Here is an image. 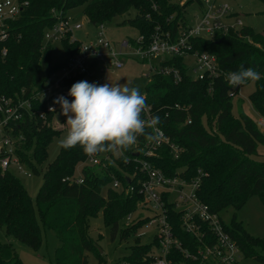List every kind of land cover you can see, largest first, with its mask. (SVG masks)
Returning a JSON list of instances; mask_svg holds the SVG:
<instances>
[{
	"label": "trees",
	"instance_id": "trees-1",
	"mask_svg": "<svg viewBox=\"0 0 264 264\" xmlns=\"http://www.w3.org/2000/svg\"><path fill=\"white\" fill-rule=\"evenodd\" d=\"M20 1L28 5L18 20L8 22L9 37L0 42V94L12 97L23 92L30 96L64 65L53 66L51 46L44 43L46 29L59 21L54 10L67 17L71 10L84 7L85 16L96 27L136 10L137 15L130 22L139 28L145 46L157 34L158 27L161 36L171 32L174 38L178 37L181 20L185 18L184 8L170 6L164 0L158 11H153L144 0ZM190 43L193 52L215 56L224 76L196 80L189 74L185 58L177 57L163 66L179 69L183 78L180 83H176L173 76L162 74H156L148 81L145 96L147 105L152 108V116H159L158 127L183 149L181 157L174 160L163 148L159 158L153 160L155 166L169 176L183 169L190 180L198 177L201 170L199 197L217 214L230 208L240 210L254 196L264 204V161L259 159L258 153L259 146H264V130L245 114L234 117L233 93H238L239 89L231 88L225 76L241 65L260 73L250 100L264 120V32L256 33L246 26L240 32L217 33L212 39L194 38ZM63 46L69 57L80 48L79 43L70 44L68 40ZM5 49L6 55L3 54ZM36 107L43 108L39 104ZM24 127L26 142L18 154L22 162L39 175L38 164L47 160L48 148L60 133L41 121L25 123ZM87 159L88 155L79 146L70 150L62 147L44 174L36 206L19 177L0 170V228L6 235L39 251L43 231L52 230L61 241L55 258L57 264H89L90 253L104 262L90 236L91 219L99 212L103 214L105 226L111 229L113 239L120 231L126 239L142 228L146 220L137 221L127 229H121V224L135 212L143 197L138 191L128 195L112 188L114 180H119L124 188L136 185V180L130 177L135 171L134 166H127L125 159L120 157L108 162L106 167H84L81 170L83 184L64 182L66 178L74 177L78 166ZM170 215L175 235L186 246L194 238L182 231L179 215L173 211ZM226 230L238 242L245 257L264 263V256L259 252L264 241L252 236L236 216ZM130 250V255L123 260L140 263L152 248L137 242ZM0 264L24 263L12 244L0 242Z\"/></svg>",
	"mask_w": 264,
	"mask_h": 264
},
{
	"label": "built area",
	"instance_id": "built-area-1",
	"mask_svg": "<svg viewBox=\"0 0 264 264\" xmlns=\"http://www.w3.org/2000/svg\"><path fill=\"white\" fill-rule=\"evenodd\" d=\"M148 2L153 11H158L161 0H144ZM168 5L184 8L185 18L181 20L182 26L178 37H173L171 32L159 34L160 28H156V35L150 44L145 46L144 36L137 42L125 41L120 51L104 37V25L100 37L88 44L79 42L74 37V32L82 30L80 23L73 24L69 16L59 15L58 10L53 14L59 17V21L44 33V43L51 44L54 41L62 43L68 40L70 44L79 43V51L69 57L68 61L55 71L39 90L34 91L30 96L23 92L21 95L7 96L0 94V170L10 172L16 176L24 175L32 177L34 172L22 162L19 151L26 142L24 133L25 123H38L41 121L54 131H65L56 120V113L60 106L53 105V101L64 96L69 102L72 97L68 95L71 86L79 81L95 79L98 85L103 83L102 74L109 70H120L124 67L122 58L126 56L125 50L135 48L134 54L139 58L150 62L152 58L161 57L159 63H151V75H145L151 80L156 74L173 76L176 83L182 81L179 69L163 66L168 60L184 57L188 65L189 74L196 80L207 78L216 79L224 76L218 69V62L215 56L208 53L193 52L191 39H212L217 33L240 32L246 27L238 14L232 7L222 0H164ZM28 3L20 0H0V42L6 41L8 22L18 20ZM194 8L201 13L196 16ZM175 17L172 16V19ZM151 19V16H147ZM196 24L192 25V20ZM7 54V50L3 51ZM194 58L195 64L189 66L188 59ZM227 78V75H225ZM233 96L235 94L233 93ZM51 103H48L51 101ZM42 105L38 108L36 105ZM55 108L51 112L50 108ZM152 108L143 114L144 119H151ZM264 128V121L262 123ZM160 129V128H159ZM161 135L155 141L140 137L137 143L126 152H105L95 156H88L86 165L88 168L106 167L108 162L123 157L125 164L134 166V173L130 176L136 180V185H129L124 188L119 180H114L112 188L125 191L126 194H138L143 197L137 205V210L153 209V218L146 217L138 219L146 220L143 227L150 229L154 227L155 236L150 244L152 251L143 257L140 263H133L128 260H121L118 264H239L244 252L238 242L226 230L228 226L221 214H217L203 203L199 197L202 183V171L195 179L185 176L184 170L177 171L169 176L155 166L153 160L158 159L161 150H166L178 160L183 149L173 143L167 134L160 129ZM206 176V175H204ZM131 181V180H130ZM70 184H83L84 176L81 174L68 177L64 180ZM137 187V188H136ZM172 208V209H170ZM170 211L179 215V222L182 231L193 237L187 245L183 244L175 235ZM131 213L127 216L126 228H130L137 221L131 223ZM176 215V216H177ZM181 255L183 258H178Z\"/></svg>",
	"mask_w": 264,
	"mask_h": 264
},
{
	"label": "rangeland",
	"instance_id": "rangeland-1",
	"mask_svg": "<svg viewBox=\"0 0 264 264\" xmlns=\"http://www.w3.org/2000/svg\"><path fill=\"white\" fill-rule=\"evenodd\" d=\"M227 2L233 9V11L238 14L239 19H241L245 26L250 27L256 33L264 32V0H222ZM196 16H200V12L197 8ZM137 15L136 10H131L128 14L124 16H119L112 20L110 23L104 25V37L106 40L110 41L115 48L120 51L123 43L125 41L137 42L140 37L139 28L131 24V20ZM69 19L73 24L80 23L83 28L80 31L74 32V37L84 44L91 43L100 37L102 30L99 27L94 26L89 22L84 14V7L73 9L68 13ZM196 19L192 20V25L196 24ZM246 41L253 44L251 39ZM260 47L259 45L255 44ZM52 51V63L53 66H61L65 64L69 56L65 51L63 43L61 41H54L50 44ZM126 56L122 58L124 62V67L120 70H109L106 74H102L100 77L103 78V84H125L127 83L129 87H139L142 95H146V87L149 78L145 75H151V63H159L161 57L152 58L150 62H147L137 55L134 54L135 48L132 47L124 51ZM189 66L195 64L194 58L188 59ZM89 83H95V79L89 80ZM98 85V84H97ZM238 93L235 94L233 101L234 109L233 114L235 118H239L241 114H245L251 119H253L260 127L264 120L260 117L258 111L253 106L250 96L255 91V82H251L247 85H243L238 88ZM49 101L48 103H51ZM71 103V102H69ZM56 120L59 122L61 127L65 126L58 137H55L52 144L48 148V158L41 165L38 164V169L40 174H34L32 177L20 175L19 179L23 186L32 198L34 205H37V196L44 184V174L48 170V167L53 163L60 151L62 146L60 145V140L67 134L68 126L65 124L67 117L61 114V108L56 113ZM259 159L264 161V146L260 145L258 148ZM102 157L104 154L101 155ZM86 165H79L76 171V175L81 174V170ZM106 189L103 190L102 195L105 196ZM155 211L153 209H140L137 210L131 218V223L137 221L141 218L150 217L153 218ZM224 222L227 225L232 223L233 218L236 216L237 221L241 222L245 229L254 237L260 238L264 241V204L258 196L251 197L248 202L240 209L234 210L230 208L221 213ZM40 224H42L39 218ZM90 236L98 246L104 262H100L93 253L88 255L89 264H118L121 260L126 258L131 253V247H133L137 242L142 245L150 244L155 236L154 227L147 229L142 227L131 236L123 239L121 236V231L113 239L111 229L107 228L103 221V214L99 212L96 217L91 219ZM127 221L121 224V229H127ZM0 242L12 244L20 260L24 264H57L56 255L61 247V241L57 237L56 233L52 230L46 229L43 231V244L39 251H34L18 241L17 239L7 236L5 230L0 228ZM259 252L264 256V247H260ZM239 264H264L256 259L243 257Z\"/></svg>",
	"mask_w": 264,
	"mask_h": 264
},
{
	"label": "clouds",
	"instance_id": "clouds-1",
	"mask_svg": "<svg viewBox=\"0 0 264 264\" xmlns=\"http://www.w3.org/2000/svg\"><path fill=\"white\" fill-rule=\"evenodd\" d=\"M227 83L233 89L260 79V73L252 67L241 65L229 72ZM68 95L57 97L53 105H59L61 114L67 117V134L60 140L65 150L81 147L88 156L105 152H126L140 137L155 141L161 135L159 116L144 119L148 110L146 96L139 87L125 84L97 85L87 81L74 83ZM55 112V108H50Z\"/></svg>",
	"mask_w": 264,
	"mask_h": 264
},
{
	"label": "crops",
	"instance_id": "crops-1",
	"mask_svg": "<svg viewBox=\"0 0 264 264\" xmlns=\"http://www.w3.org/2000/svg\"><path fill=\"white\" fill-rule=\"evenodd\" d=\"M263 120V119H262Z\"/></svg>",
	"mask_w": 264,
	"mask_h": 264
}]
</instances>
